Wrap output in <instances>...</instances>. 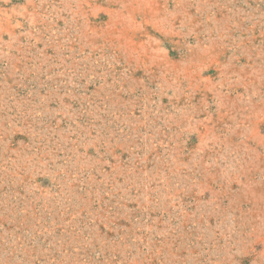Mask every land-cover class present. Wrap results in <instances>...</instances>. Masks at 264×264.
Here are the masks:
<instances>
[{
    "label": "rangeland",
    "instance_id": "374dc122",
    "mask_svg": "<svg viewBox=\"0 0 264 264\" xmlns=\"http://www.w3.org/2000/svg\"><path fill=\"white\" fill-rule=\"evenodd\" d=\"M0 264H264V0H0Z\"/></svg>",
    "mask_w": 264,
    "mask_h": 264
}]
</instances>
